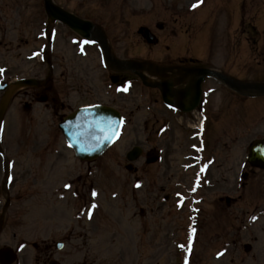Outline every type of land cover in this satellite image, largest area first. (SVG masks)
Segmentation results:
<instances>
[{"label":"rangeland","instance_id":"1","mask_svg":"<svg viewBox=\"0 0 264 264\" xmlns=\"http://www.w3.org/2000/svg\"><path fill=\"white\" fill-rule=\"evenodd\" d=\"M60 1L68 9L82 16L99 18L102 11L103 27L108 29L106 33L113 47L121 53L128 49L131 55L144 53L142 39L137 34L138 26L163 22V16L168 13L166 6L171 5L181 13L178 15L179 24L176 29L180 32L178 35L184 45H190L187 52L189 55L200 58L205 64L208 62V65L222 66L234 76L246 80L262 78L264 75V0H170L171 2L166 4L162 3L166 0ZM33 8L43 13V0H0V22L4 20L2 13L7 18L4 25L2 24L3 27H0V82L26 72V68L38 59L28 62L24 57L34 50L45 49L47 45L44 37L46 20L43 16L44 19H39L31 27L26 26V20L21 22V19L30 16ZM249 22L255 26L258 37L257 34L249 32ZM178 35L169 41L173 47ZM59 41L62 42L56 41L54 45L56 54L68 52L72 56L76 53L77 45L70 43L67 49H64L65 43L62 39ZM88 50L90 54L83 57L89 59L95 51L93 48ZM83 57L77 55L74 61L77 63ZM4 68L6 70L3 71ZM88 87L87 90L90 91L92 88L90 85ZM135 91L140 95L136 96L135 100L147 104L145 90L139 88ZM72 95L76 96L73 99L76 101L79 95ZM128 99L132 97L128 96ZM233 99L234 96L231 97L228 110L219 111L220 117L225 118L224 114L234 111L236 101ZM80 100L81 98L73 105L84 101ZM93 100L95 99H86L84 102ZM260 101L261 103L259 100L255 101V98L246 100L247 103H256L253 108L259 112L260 105L264 106V100ZM239 102L237 101L235 109H240ZM16 105H13V109L6 116L3 132L4 146L8 138L16 144L11 152L8 151L9 158L15 164L13 169L16 180L8 189L14 199L7 210L0 239L2 244L10 245H16L25 239L28 245L24 246L25 252L28 253L23 254L25 264H35L31 259V242L46 237L40 233L36 234L30 226L33 221L41 219L42 214L66 217L62 226L55 224L59 235H62L65 232L64 227L70 224L73 230L83 233L79 237L71 235L68 248L66 246L67 251L61 254L59 252L58 255L64 257L70 252V256H77L73 260L75 263L79 261L78 264H264V194L247 199L250 191L246 190L247 203L258 202L259 209L263 208L260 218L252 222L238 221L233 207L224 214L223 210L210 206L213 199L221 193L237 198L241 191L237 189L236 181L231 182V191L225 189L222 182L216 183L213 191H210V187L208 192L202 191L207 200H203V213H199L196 232L198 234L196 242H193L188 233L192 225L188 217L190 206L178 205V193L185 194L184 187L187 186L191 189L192 175L186 174L181 166L186 162L182 153H188L182 146L185 145L191 152L190 144L195 141L178 138V125L166 141L163 135L147 137V134L141 131L142 128L139 129L140 126L128 122L119 141L88 165L87 161H80L73 150L65 145V139L57 125L59 118L49 109L39 106V110L34 113L19 117ZM146 110L149 111V107ZM150 110L154 111L156 108ZM246 110L253 109L246 107ZM247 114L251 116L249 112ZM130 117V120H133L132 116ZM252 117L254 118V115ZM253 124L247 125L248 132L244 143L264 136V126L255 127ZM258 124L262 125L264 121H259ZM236 127L237 125L231 126L232 135H235ZM53 135L61 140L60 144H57V140L54 146L51 145ZM229 140L232 144V155L235 158L240 157L242 149L238 145L242 147V143L234 144L233 139H228V142ZM18 145L21 148H16ZM138 145L143 150L150 151V156L161 155V160L148 164L145 158H140L133 162L138 170L129 171L126 169L127 152ZM223 146L228 153L229 149L225 148L228 144ZM220 153L222 158L227 156L221 150ZM37 164L41 166V174L35 176L37 181L34 182L32 171L34 175L38 174L35 171ZM230 169L233 179L235 168L228 164L226 171ZM3 174L2 165L0 213L4 201ZM138 180L143 185L142 188L134 186ZM161 187H164L165 191H161ZM42 191L47 192L45 197L40 193ZM207 202L210 204H206ZM141 208L147 211L144 216L140 214ZM252 208L254 207L251 206L250 209ZM209 212L212 217L207 215ZM77 214H91L97 222L101 221L100 227L107 223V228L102 227L99 230V225L97 230L95 227L90 228L93 219H76ZM134 214H137L136 219ZM131 217L135 219L134 222ZM78 224L82 227H78ZM53 226L54 222L48 229ZM239 227H242L241 233L238 232ZM226 230L229 233H226ZM14 233L18 237L15 240ZM59 239L65 238L61 236ZM82 239L86 243L80 241ZM258 241L262 246L258 250H263L261 256L260 252L256 251ZM244 245L250 246L245 249Z\"/></svg>","mask_w":264,"mask_h":264},{"label":"flooded vegetation","instance_id":"2","mask_svg":"<svg viewBox=\"0 0 264 264\" xmlns=\"http://www.w3.org/2000/svg\"><path fill=\"white\" fill-rule=\"evenodd\" d=\"M158 30L165 31L166 25L165 24H157L155 25ZM166 41L168 38L165 39ZM156 45H159V41L155 42ZM170 44L164 42V51L163 52H157L156 58L153 57V54H148L146 57L143 58V60L147 62H155L161 67H165L168 70L163 71V81L166 80H176L178 75L176 74L178 71H182L184 74L187 72V69L189 68H196L199 66H206V64H203L202 62L198 61L192 56H185L179 53H176V51H173ZM174 68V69H173ZM173 69V70H171ZM109 74L116 76L117 82H121L127 77L130 78V74L126 72H113L109 70ZM176 74V75H175ZM36 78H41L39 74L35 75ZM62 78L64 80H62ZM132 78V77H131ZM69 79L68 71H61L60 73L56 72L54 69L51 72L50 79L47 83L42 85L41 87H27L24 89V91H20L17 93L16 97H19L20 102H24V107L27 109H31L34 102L37 101V99L40 97V95H47L48 99L50 100L52 107L55 108L56 104L59 103V94L65 89L64 83L66 84ZM179 79V78H178ZM205 82V81H204ZM180 87V86H177ZM157 92V90H156ZM69 94L68 92H66ZM206 93V91H205ZM207 97V96H206ZM206 97L204 99H206ZM62 105V104H61ZM204 104L200 106V108L204 109ZM255 169L253 168L252 171ZM260 182H261V178ZM52 249V246H46L45 251L50 252V255H53L54 252ZM0 259L4 260L1 256ZM1 261V260H0Z\"/></svg>","mask_w":264,"mask_h":264},{"label":"water","instance_id":"3","mask_svg":"<svg viewBox=\"0 0 264 264\" xmlns=\"http://www.w3.org/2000/svg\"><path fill=\"white\" fill-rule=\"evenodd\" d=\"M48 8L52 9L49 2H47ZM103 44L105 42L103 41ZM107 55L109 56L108 52ZM110 58V56H109ZM231 85H235L233 82H231ZM257 87V86H256ZM252 88V86H250ZM258 91L264 92V86H259ZM7 101V100H6ZM6 103L1 106L0 109V127L2 123V116L4 115ZM93 114L90 113V111L81 110L79 111L72 120L71 126L73 130V139H72V145H74L75 149L78 151V153H81L83 157H95L98 155V153H101L106 147L105 141L103 140L101 143H98V145L94 144L93 139H89L87 136L88 130L93 129V125L91 123ZM99 124V127L102 125V118L99 117L94 120ZM106 125V124H105Z\"/></svg>","mask_w":264,"mask_h":264},{"label":"bare ground","instance_id":"4","mask_svg":"<svg viewBox=\"0 0 264 264\" xmlns=\"http://www.w3.org/2000/svg\"><path fill=\"white\" fill-rule=\"evenodd\" d=\"M87 132H88L87 134H89L90 136H93L96 134L95 132H97V131L94 129H91V130L89 129Z\"/></svg>","mask_w":264,"mask_h":264},{"label":"snow or ice","instance_id":"5","mask_svg":"<svg viewBox=\"0 0 264 264\" xmlns=\"http://www.w3.org/2000/svg\"><path fill=\"white\" fill-rule=\"evenodd\" d=\"M196 5H193V7H195Z\"/></svg>","mask_w":264,"mask_h":264}]
</instances>
